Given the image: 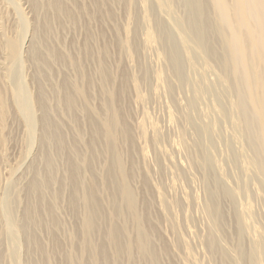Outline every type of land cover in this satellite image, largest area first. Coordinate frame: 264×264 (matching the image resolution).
<instances>
[{"label": "bare ground", "instance_id": "6f19581e", "mask_svg": "<svg viewBox=\"0 0 264 264\" xmlns=\"http://www.w3.org/2000/svg\"><path fill=\"white\" fill-rule=\"evenodd\" d=\"M218 5L0 0V264H264V0Z\"/></svg>", "mask_w": 264, "mask_h": 264}, {"label": "rangeland", "instance_id": "374dc122", "mask_svg": "<svg viewBox=\"0 0 264 264\" xmlns=\"http://www.w3.org/2000/svg\"><path fill=\"white\" fill-rule=\"evenodd\" d=\"M218 1H220V0H210L211 5L214 8V12H215L216 16H218L220 14ZM223 3L225 6L229 7L232 10V12L230 13V16L233 17V15L236 14V9L238 8L237 0H223ZM245 9L243 10L244 16L246 18H248V20H250V18L253 19L250 12L245 11ZM221 12H222V10H221ZM223 23H225L226 26H227V24L230 25V18L226 17L225 20L223 19ZM239 29H240L241 33L247 37L248 40L256 38V36H257V32L249 31L248 29L244 28L242 25H239ZM23 33H25V30H23ZM232 33H233L232 27H230V29H228V34L230 36H232ZM252 51H258V46L254 45L252 47ZM15 147L16 146L14 143H11V145H8V146L6 143L5 144L0 143V198L2 197V194H5L7 186L12 182L13 178H15L17 176V172L22 167L21 160H22L23 156L25 155V151H23L21 153V147L19 149L17 147H16L17 148L16 149ZM14 148L16 149V151H13ZM139 188H141V186ZM138 191H140V190L138 189ZM156 211H157V209H156ZM23 260H24V258H23Z\"/></svg>", "mask_w": 264, "mask_h": 264}]
</instances>
